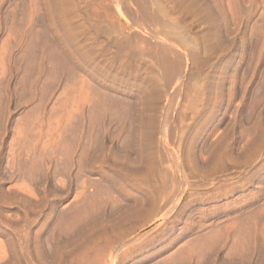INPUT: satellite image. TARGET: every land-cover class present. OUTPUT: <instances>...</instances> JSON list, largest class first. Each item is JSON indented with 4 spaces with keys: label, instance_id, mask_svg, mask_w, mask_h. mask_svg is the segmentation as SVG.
I'll list each match as a JSON object with an SVG mask.
<instances>
[{
    "label": "rangeland",
    "instance_id": "374dc122",
    "mask_svg": "<svg viewBox=\"0 0 264 264\" xmlns=\"http://www.w3.org/2000/svg\"><path fill=\"white\" fill-rule=\"evenodd\" d=\"M0 264H264V0H0Z\"/></svg>",
    "mask_w": 264,
    "mask_h": 264
}]
</instances>
